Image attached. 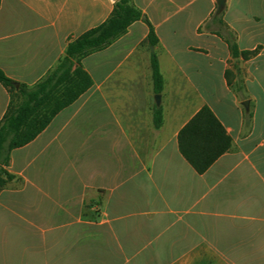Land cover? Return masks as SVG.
<instances>
[{
    "label": "crops",
    "instance_id": "1",
    "mask_svg": "<svg viewBox=\"0 0 264 264\" xmlns=\"http://www.w3.org/2000/svg\"><path fill=\"white\" fill-rule=\"evenodd\" d=\"M118 1L2 0L0 69L35 86ZM133 4L142 20L82 60L93 86L12 152L0 264H264V0H226L220 19L217 0ZM229 34L258 54L233 58ZM9 104L0 84V123ZM205 106L232 147L199 174L178 136Z\"/></svg>",
    "mask_w": 264,
    "mask_h": 264
},
{
    "label": "trees",
    "instance_id": "2",
    "mask_svg": "<svg viewBox=\"0 0 264 264\" xmlns=\"http://www.w3.org/2000/svg\"><path fill=\"white\" fill-rule=\"evenodd\" d=\"M1 3L2 0L0 7ZM221 16L222 13L216 19ZM142 18L143 13L134 6L133 0H119L111 17L102 25L70 41L58 65L33 87L17 84L0 69V84L10 94L8 110L0 123V193L15 179L8 171L12 152L36 139L61 111L93 86V80L84 70L82 60L109 47ZM149 28L148 42L155 46L158 39L150 24ZM225 40L233 58L248 60L258 54V50L240 51L233 34L227 35ZM151 67L155 93L160 94L163 91V78L155 55L152 56ZM229 75L230 72H227L231 85ZM162 122V112L156 110V127L161 126ZM178 142L182 156L199 174L205 173L232 147V139L206 106L181 130Z\"/></svg>",
    "mask_w": 264,
    "mask_h": 264
},
{
    "label": "water",
    "instance_id": "3",
    "mask_svg": "<svg viewBox=\"0 0 264 264\" xmlns=\"http://www.w3.org/2000/svg\"><path fill=\"white\" fill-rule=\"evenodd\" d=\"M217 6H218L217 14H219V13H221L224 10V8L226 6V0H217ZM160 99H161V97H160V95H158L156 97L158 105L160 104ZM247 105H248V102H245V106H247Z\"/></svg>",
    "mask_w": 264,
    "mask_h": 264
}]
</instances>
